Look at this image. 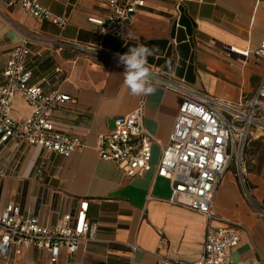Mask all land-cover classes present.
<instances>
[{
  "label": "crops",
  "instance_id": "0c3cea01",
  "mask_svg": "<svg viewBox=\"0 0 264 264\" xmlns=\"http://www.w3.org/2000/svg\"><path fill=\"white\" fill-rule=\"evenodd\" d=\"M40 2L68 16V23L58 26L0 0V92L9 53L25 42L32 51L31 81L47 80L46 92L72 97L55 108L54 127L86 145L70 156L29 145L16 153L13 146L1 145L0 203H17L23 213L55 225L81 199L89 200L87 215L98 224L97 237L83 243L72 259L63 252L57 264H157L160 256L193 263L202 256L207 225L230 221L244 227L232 263L264 264V157L253 154L242 170L226 171L215 194L216 218L208 221L203 213L171 202L169 179L156 173L160 144L153 145L152 168L129 177L99 156L96 143L117 117L143 101L145 126L167 144L182 95L155 83L154 94L132 95L123 65L62 44H92L118 54L140 44L155 47L149 64L184 78L195 90L232 101L248 99L264 79V58L255 52L264 38V0H146L121 38L102 35L87 19L108 16L106 0ZM31 113V105L17 95L12 117ZM38 167L43 169L39 178ZM0 264H50L49 252L36 246L12 249L0 254Z\"/></svg>",
  "mask_w": 264,
  "mask_h": 264
},
{
  "label": "built area",
  "instance_id": "2783aa9c",
  "mask_svg": "<svg viewBox=\"0 0 264 264\" xmlns=\"http://www.w3.org/2000/svg\"><path fill=\"white\" fill-rule=\"evenodd\" d=\"M9 6L20 5L28 13L58 26L68 23V16L58 14L40 0H5ZM146 0H106L108 16L89 15L88 21L102 35L121 38L127 25ZM176 44V41H173ZM85 53H94L118 63V56L102 46L63 41ZM238 52L234 47H225ZM31 49L25 42L9 53L0 92V146H13L19 153L25 145L70 156L85 147L79 136L57 130L52 121L55 108L72 97L60 90L46 92L44 82L33 83L28 67ZM256 54L264 58V38ZM248 54V51H241ZM123 55V54H120ZM150 83L179 92L182 102L169 142L162 144L145 126L144 103L116 118L115 126L97 137L96 150L111 160L129 177H138L153 164V145H161L156 166L160 177L169 179L171 202L203 213L208 221L213 211L218 186L234 158L241 159L254 129L264 134V79L254 95L232 101L195 90L184 78L148 64ZM21 95L32 107L22 119L11 115L14 99ZM260 136V135H258ZM240 164V163H239ZM241 168V167H240ZM43 169L36 170L37 178ZM89 200L81 199L77 208L65 213L55 225L43 224L38 215L25 214L17 203H0V254L12 249L36 246L48 250L50 264H57L63 252L72 259L83 243L96 239L98 224L88 218ZM243 225L230 221L224 226L208 224L202 256L193 263L160 256L157 264H233L232 251L239 244ZM133 250L138 246L133 245ZM72 261V260H71Z\"/></svg>",
  "mask_w": 264,
  "mask_h": 264
},
{
  "label": "clouds",
  "instance_id": "9594fccd",
  "mask_svg": "<svg viewBox=\"0 0 264 264\" xmlns=\"http://www.w3.org/2000/svg\"><path fill=\"white\" fill-rule=\"evenodd\" d=\"M158 51L155 47L149 48L144 44L131 47L123 55L118 56V64L124 66V84L135 96H149L156 92L150 83V69L148 58Z\"/></svg>",
  "mask_w": 264,
  "mask_h": 264
},
{
  "label": "rangeland",
  "instance_id": "374dc122",
  "mask_svg": "<svg viewBox=\"0 0 264 264\" xmlns=\"http://www.w3.org/2000/svg\"><path fill=\"white\" fill-rule=\"evenodd\" d=\"M260 133H261L260 129L259 130L254 129L253 137H257V138H253L252 136L248 138L247 142L245 143L244 149L242 151V158L240 160L234 158L229 167L230 169L242 170L244 168V164L245 165L248 164L249 159L253 154H259L264 157V134H260Z\"/></svg>",
  "mask_w": 264,
  "mask_h": 264
}]
</instances>
